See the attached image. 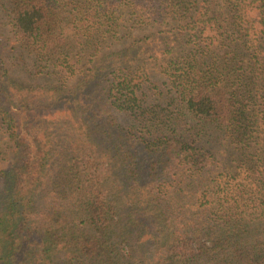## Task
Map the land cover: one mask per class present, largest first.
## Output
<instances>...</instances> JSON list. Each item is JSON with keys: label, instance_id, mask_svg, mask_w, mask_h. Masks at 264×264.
<instances>
[{"label": "trees", "instance_id": "obj_1", "mask_svg": "<svg viewBox=\"0 0 264 264\" xmlns=\"http://www.w3.org/2000/svg\"><path fill=\"white\" fill-rule=\"evenodd\" d=\"M0 11V264H264V0Z\"/></svg>", "mask_w": 264, "mask_h": 264}, {"label": "rangeland", "instance_id": "obj_2", "mask_svg": "<svg viewBox=\"0 0 264 264\" xmlns=\"http://www.w3.org/2000/svg\"><path fill=\"white\" fill-rule=\"evenodd\" d=\"M4 20H6V18L4 17V15L1 13L0 11V42H1V46L4 48V54L6 56H9L10 58H8V62L10 64V66L16 70L17 75L20 76L21 78H25L27 80H29L28 76L30 74L31 71V66H32V60L29 59L26 61V63L24 62V59L21 58V56H10V49L13 46V40H12V32L11 31V26L10 25H4ZM16 52V50L14 51V53ZM13 72L15 73V71L13 70Z\"/></svg>", "mask_w": 264, "mask_h": 264}]
</instances>
